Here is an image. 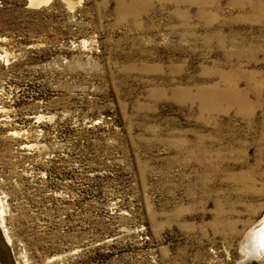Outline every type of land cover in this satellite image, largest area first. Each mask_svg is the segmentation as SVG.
Masks as SVG:
<instances>
[{
	"label": "rangeland",
	"instance_id": "1",
	"mask_svg": "<svg viewBox=\"0 0 264 264\" xmlns=\"http://www.w3.org/2000/svg\"><path fill=\"white\" fill-rule=\"evenodd\" d=\"M189 1L0 0V264H238L264 227V0ZM234 86L247 112L212 104Z\"/></svg>",
	"mask_w": 264,
	"mask_h": 264
},
{
	"label": "bare ground",
	"instance_id": "2",
	"mask_svg": "<svg viewBox=\"0 0 264 264\" xmlns=\"http://www.w3.org/2000/svg\"><path fill=\"white\" fill-rule=\"evenodd\" d=\"M30 1L33 2V3H39L40 1H43V0H30ZM117 1H118V4H117V13H118V15H120V16L124 15L123 12L125 11L128 15H131L132 17H136L140 13L141 8H142L141 5L143 3L149 2V0H129V2L127 4H122L121 0H117ZM231 1H232L233 4H238V3L246 1V0H242V1L241 0H231ZM189 2H196L198 4L209 3L210 2V4H211L213 2V0H192V1H189ZM235 74H236V72H235ZM228 88H229V86H228ZM217 89H214V88L210 89L213 92L212 96L214 98V102H212V104L214 103L215 106H216L217 102L220 99V100H225L224 102L227 101L228 103L234 104L236 106L237 111H239V112H247L248 110H250L249 108L252 106L253 103L251 104V102L246 97V95H247L246 92H240L237 89V87H235V86L232 87L231 89L227 90V91L226 90L218 91L219 89L218 90ZM201 96H202V94H201ZM208 97L211 98L210 96H208ZM201 103H202V101H201ZM206 103H208V102H206ZM204 105H206V104H204ZM210 109H212V108H210ZM235 177L237 178L238 176H235ZM0 226L2 227V230H3L4 234L6 235V229L3 226V216H2L1 212H0Z\"/></svg>",
	"mask_w": 264,
	"mask_h": 264
},
{
	"label": "clouds",
	"instance_id": "3",
	"mask_svg": "<svg viewBox=\"0 0 264 264\" xmlns=\"http://www.w3.org/2000/svg\"><path fill=\"white\" fill-rule=\"evenodd\" d=\"M240 235L238 264H264V227L249 226Z\"/></svg>",
	"mask_w": 264,
	"mask_h": 264
}]
</instances>
